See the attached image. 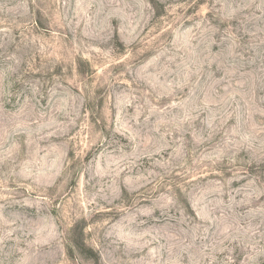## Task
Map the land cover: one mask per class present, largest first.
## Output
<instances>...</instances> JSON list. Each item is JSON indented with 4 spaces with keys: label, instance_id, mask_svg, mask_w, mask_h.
<instances>
[{
    "label": "clouds",
    "instance_id": "obj_1",
    "mask_svg": "<svg viewBox=\"0 0 264 264\" xmlns=\"http://www.w3.org/2000/svg\"><path fill=\"white\" fill-rule=\"evenodd\" d=\"M0 264H264V0H0Z\"/></svg>",
    "mask_w": 264,
    "mask_h": 264
},
{
    "label": "rangeland",
    "instance_id": "obj_2",
    "mask_svg": "<svg viewBox=\"0 0 264 264\" xmlns=\"http://www.w3.org/2000/svg\"><path fill=\"white\" fill-rule=\"evenodd\" d=\"M97 71H99V69H97ZM72 72H73V75L76 74V67H75V64H74V66H73Z\"/></svg>",
    "mask_w": 264,
    "mask_h": 264
}]
</instances>
